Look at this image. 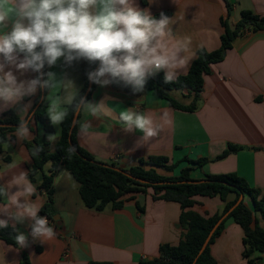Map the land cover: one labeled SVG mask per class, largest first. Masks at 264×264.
<instances>
[{
  "label": "crops",
  "instance_id": "obj_1",
  "mask_svg": "<svg viewBox=\"0 0 264 264\" xmlns=\"http://www.w3.org/2000/svg\"><path fill=\"white\" fill-rule=\"evenodd\" d=\"M135 5L141 10H148L157 19L161 13L173 19V32L191 41L190 54H194L195 58L200 49L211 52L220 48L225 32L223 22L235 27L243 11L264 16V0H135ZM194 59L179 76L188 73ZM94 67L95 64L85 60L74 61L68 66L61 59L55 66H46L44 72L51 71L58 79L66 77L72 80L79 94L86 73ZM12 70L18 79L35 78V72L30 69L23 72ZM48 94L47 91L46 97ZM38 95L39 89L34 96L25 97L20 102L21 105L30 104L25 117L30 124V137L26 140L36 137L40 142L47 141L49 150H52L60 138L61 124L53 125L54 131L46 133L43 126L32 119L31 111ZM105 96L111 97L108 103L117 112L126 108L144 112L162 130L148 143H138L142 134L138 131L126 132L118 120L81 113L77 121L88 118L97 134L82 141L77 124V142L95 160L129 169L141 165L143 159L166 157V165L176 167L173 171L157 167L163 175L178 176L185 167H192L190 177L195 180L206 179L207 175L237 174L264 195V29L247 30L233 41L223 61L210 66V73L204 75V88L193 111L171 107L155 90L144 89L134 94L115 90L111 85H97L90 98L85 100L95 104ZM173 96L178 101L179 97L184 98L187 103L182 104L185 105L193 100V95L186 90H176ZM10 111L20 118L17 108L0 111V118ZM13 135L14 139L4 143L0 152V174H3L0 186L7 185L14 174L21 171L28 173L31 167L24 140ZM57 135V140H49L50 136ZM229 146L237 149L218 158ZM201 158H207L208 162L200 168L185 161ZM49 163L44 167L46 174L51 168ZM9 164L17 166L7 171L6 165ZM65 170L70 173L61 164L53 183L52 219L49 220L56 237L47 242L34 240L30 220L16 223L0 213V219H8L10 226L14 224V228L28 238V246L24 248L9 245L0 239V264H20L24 253L30 257L31 264H138L141 260L157 258L162 244L177 245L182 239L184 231L179 226V203L153 200L150 190L128 194L120 209H114L111 203L102 210L88 208L73 175L70 173L71 179L67 175L59 176ZM42 180L41 172L35 176V181H31L37 188L32 199L43 207L47 196L40 189ZM15 191L16 188H12V192ZM235 197L231 193L228 200L232 201ZM195 199L197 204L191 210L199 214L213 216L223 210L224 203L219 197L197 196ZM243 199L253 209L251 198L243 196ZM0 203H3L2 199ZM260 225L264 228L263 219H260ZM243 238L242 227L232 218L227 219L222 233L210 246L217 264H248L243 256ZM259 257L256 264H264V255Z\"/></svg>",
  "mask_w": 264,
  "mask_h": 264
},
{
  "label": "clouds",
  "instance_id": "obj_2",
  "mask_svg": "<svg viewBox=\"0 0 264 264\" xmlns=\"http://www.w3.org/2000/svg\"><path fill=\"white\" fill-rule=\"evenodd\" d=\"M172 24L173 19L163 13L157 19L148 10L139 9L135 0H0V111L17 108L20 122L14 134L28 139L30 129L25 117L30 104L20 102L44 89L49 93L45 97L46 113L52 125L62 124L71 110L78 115L118 120L126 132L142 134L138 143H148L162 130L151 116L132 108L117 112L109 105L108 96L95 104L87 102L78 97L72 80L58 79L54 72L45 73L43 69L61 59L68 66L80 60L98 62L96 69L86 73L91 83L100 87L122 85L134 93L142 92L147 80L160 72L165 82H174L195 55L190 54L191 41L174 33ZM12 69H30L38 75L22 80ZM77 124L82 141L97 134L88 118L74 120L73 125ZM57 139L58 135L49 137L50 141ZM39 151L34 148L35 154ZM67 152L71 158L76 149L69 146ZM16 166L6 165V170ZM64 175L71 179L66 170L59 176ZM36 192L28 173L14 174L7 185L0 186V213L16 223L30 220L32 238L47 242L56 237V231L48 216L39 214L42 205L32 199ZM8 227L9 220L0 219V229ZM14 240L20 248L28 246L24 233L18 232Z\"/></svg>",
  "mask_w": 264,
  "mask_h": 264
},
{
  "label": "trees",
  "instance_id": "obj_3",
  "mask_svg": "<svg viewBox=\"0 0 264 264\" xmlns=\"http://www.w3.org/2000/svg\"><path fill=\"white\" fill-rule=\"evenodd\" d=\"M227 7L230 10L228 3ZM241 15L242 18L235 27H230L227 22L222 23L225 32L221 37L220 48L211 52L204 49L198 50L197 57L192 62L186 75L179 76L174 82H165L164 74L160 72L147 80L144 89L155 90L161 98H164L175 109L184 111L195 110L200 93L204 88V75L210 73V66L223 61L225 53L231 48L233 41L242 36L247 30L260 31L264 29V16L256 15L249 11H243ZM97 66L98 62L95 64L94 69ZM37 75L35 73V77ZM89 83L90 81L86 75L84 86L78 97L85 96ZM111 86L115 90L134 93L130 87L116 84ZM96 87L97 85L92 83L91 91L87 95L86 100L90 98ZM176 90L188 91L193 95L192 102L188 105L179 102L173 96V92ZM46 93L47 90L42 92V89H39V95L35 99L31 113L32 119L36 123L41 124L46 133H51L54 128L46 113ZM42 95L44 98L40 102ZM74 114L70 110L69 116L61 124L60 138L55 142L52 150H49L47 141L40 142L36 137L32 140L25 139L23 141L31 158V167L28 172L29 179L35 181V176L38 173H43L40 189L46 194L47 203L41 208L40 215H46L52 219L50 208L53 204L54 177L58 167L64 164L79 183L81 198L88 208L102 210L107 204L111 203L114 209H120L123 207L128 194L147 193L150 190H152L153 200L173 201L180 204L179 226L184 231L180 242L177 245L162 244L157 258L141 260L138 264H194V262L195 264H217L211 254L210 246L222 233L229 218L239 224L244 231L243 256L247 258L248 264H256V261L260 259L259 256L264 255V228L260 225V219L264 220V195H261L258 189L251 187L245 179L237 174H225L207 175L206 179L195 180L190 177L192 167L182 168L178 176H166L159 173L156 169L157 167L165 168L168 171L175 169V165H166L168 161L166 157L143 159L140 161L141 165L129 169H121L115 164L99 162L89 152L79 146L77 142V126L75 125L71 129ZM19 122L20 118L12 111L0 118V152L4 143L14 139L13 133L19 126ZM69 136L72 145L69 142ZM69 146L76 149V152L71 154V158H68L67 149ZM34 148H39L40 151L35 154ZM236 149L234 146H229L218 158H223ZM185 161L200 168L208 162V159H187ZM49 162L51 163V168L49 173L46 174L44 173V167ZM115 168L123 170L131 177ZM204 180L206 181L203 182ZM231 193H234L236 197L234 200L229 201L228 196ZM242 195L251 198L253 209L243 199L221 222L203 253L198 256L204 241L214 225L236 205ZM197 196L219 197L224 203L223 210L213 216L202 215L192 211L191 208L197 204L195 199ZM17 233L18 231L9 225L8 228L0 229V239L9 245L18 246L14 240ZM20 264H31L30 257L26 253L23 254ZM89 264L110 263L90 262Z\"/></svg>",
  "mask_w": 264,
  "mask_h": 264
},
{
  "label": "water",
  "instance_id": "obj_4",
  "mask_svg": "<svg viewBox=\"0 0 264 264\" xmlns=\"http://www.w3.org/2000/svg\"><path fill=\"white\" fill-rule=\"evenodd\" d=\"M98 67V66H97ZM91 88H92V83L90 82L89 83V86H88V88H87V91H86V93H85V96L83 97V98H85L86 99V97H87V95L90 93V91H91ZM44 91V89H42V92ZM43 98H44V96L42 95V98H41V100H40V102H42V100H43ZM78 114H74V116H73V119H72V124H71V129L75 126V125H73V121L74 120H78ZM70 133H71V130H70ZM69 142H70V144L72 145V141H71V138H70V136H69ZM116 170H118V171H121V172H123V173H125L123 170H121V169H119V168H115ZM126 175H128V176H130L129 174H127V173H125ZM131 177V176H130ZM206 180H204L203 182H205ZM142 182H144V181H142ZM175 183V182H174ZM180 183H184V182H180ZM188 183H191V182H188ZM243 200V195L239 198V200H238V202L236 203V205L234 206V207H232L229 211H228V213H226L225 215H223L220 219H219V221L214 225V227L212 228V230L210 231V233H209V235H208V237L206 238V240L204 241V243H203V245H202V247H201V249H200V251H199V253H198V256H200L202 253H203V251L205 250V248L207 247V245H208V243H209V241H210V239H211V237H212V235H213V233L215 232V230L218 228V226L221 224V222L229 215V213L241 202ZM57 217L55 216V219H56ZM198 258V257H197ZM197 260V259H196ZM194 264H195V262H194Z\"/></svg>",
  "mask_w": 264,
  "mask_h": 264
},
{
  "label": "rangeland",
  "instance_id": "obj_5",
  "mask_svg": "<svg viewBox=\"0 0 264 264\" xmlns=\"http://www.w3.org/2000/svg\"><path fill=\"white\" fill-rule=\"evenodd\" d=\"M179 102H181V103H187L185 100H184V98H181V97H179ZM52 211H54L53 209H52Z\"/></svg>",
  "mask_w": 264,
  "mask_h": 264
}]
</instances>
